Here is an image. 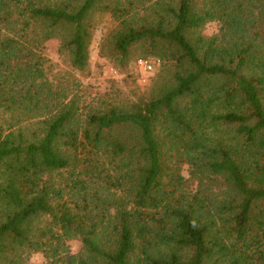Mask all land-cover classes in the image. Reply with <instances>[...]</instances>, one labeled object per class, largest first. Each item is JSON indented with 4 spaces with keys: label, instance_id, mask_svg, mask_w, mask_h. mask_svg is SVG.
Wrapping results in <instances>:
<instances>
[{
    "label": "trees",
    "instance_id": "1",
    "mask_svg": "<svg viewBox=\"0 0 264 264\" xmlns=\"http://www.w3.org/2000/svg\"><path fill=\"white\" fill-rule=\"evenodd\" d=\"M101 1L0 0V109L45 124L29 143L0 130V264L21 248L44 264H264V0H157L141 24L133 2L105 6L123 20L103 52L125 65L140 45L182 74L83 121L52 89L43 50L60 40L84 71ZM210 22L219 32L200 35Z\"/></svg>",
    "mask_w": 264,
    "mask_h": 264
},
{
    "label": "rangeland",
    "instance_id": "2",
    "mask_svg": "<svg viewBox=\"0 0 264 264\" xmlns=\"http://www.w3.org/2000/svg\"><path fill=\"white\" fill-rule=\"evenodd\" d=\"M53 3L57 1L60 5L68 0H48ZM127 1L133 2V22L141 24L147 18L155 17L154 7L156 1L141 5V0H102L95 12L90 17L91 42L89 46V63L84 71L77 70L71 66L70 55L61 50L60 40L53 39L44 44L43 54L45 56V71L53 90L62 92L63 101L76 98L81 120L85 121L91 112H105L112 108L130 111L144 102H149L160 95L162 89L176 82V76L182 69L174 61L159 60L156 57L145 56L140 45L134 47L125 65H121L118 58L106 48L102 51V44L110 31L118 28L120 16L113 12H107L105 6L114 8L118 3L125 6ZM145 7V8H144ZM218 22L207 23L199 34L204 37L215 36L219 32ZM140 61H148L152 64V70H146ZM187 103V101H186ZM183 102V105L186 104ZM43 118H29L25 112H8L0 109V130L4 135L14 133L17 138L24 142L39 140L44 131ZM158 133L163 136V132ZM181 173L190 178V166L184 164ZM63 175L61 177H65ZM192 178V177H191ZM196 188L195 181L191 182ZM192 189V187H190ZM218 191V190H217ZM220 191V190H219ZM7 209L0 204V222L6 218ZM39 222L36 226L44 225ZM222 235H225L222 233ZM232 235L225 236L224 242L232 244ZM251 235V234H250ZM71 254H77L81 248V242L74 240L69 242ZM7 262L12 264H44L45 259L40 252H34L27 248H21L18 253L5 255Z\"/></svg>",
    "mask_w": 264,
    "mask_h": 264
},
{
    "label": "built area",
    "instance_id": "3",
    "mask_svg": "<svg viewBox=\"0 0 264 264\" xmlns=\"http://www.w3.org/2000/svg\"><path fill=\"white\" fill-rule=\"evenodd\" d=\"M140 64L142 65V66H144V68L146 69V70H149V71H151L152 70V64L151 63H149L148 61H140Z\"/></svg>",
    "mask_w": 264,
    "mask_h": 264
}]
</instances>
